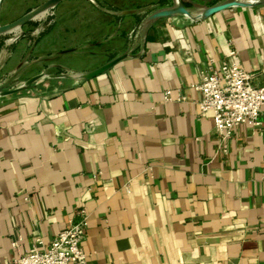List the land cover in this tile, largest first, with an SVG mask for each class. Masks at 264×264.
<instances>
[{
	"label": "crops",
	"instance_id": "crops-1",
	"mask_svg": "<svg viewBox=\"0 0 264 264\" xmlns=\"http://www.w3.org/2000/svg\"><path fill=\"white\" fill-rule=\"evenodd\" d=\"M113 10L70 32V72L0 96V264L80 209L86 264H264V109L222 152L194 88L231 49L264 82V0L194 20Z\"/></svg>",
	"mask_w": 264,
	"mask_h": 264
},
{
	"label": "rangeland",
	"instance_id": "rangeland-1",
	"mask_svg": "<svg viewBox=\"0 0 264 264\" xmlns=\"http://www.w3.org/2000/svg\"><path fill=\"white\" fill-rule=\"evenodd\" d=\"M45 1L47 0H2L0 26L14 23L25 14L37 9ZM179 1L189 9L191 14L195 15L204 7L231 0H191L194 4L189 0ZM176 2L177 0H65L58 2L49 8L45 16L26 21L18 31L0 33V93L18 87L26 88L28 85H25V82L33 76L39 75L38 79H40L43 76L52 77L70 72V68L66 67L70 61L69 55L72 53L70 50L84 49L85 44H81L80 41L71 44L69 34L72 30L78 33L82 30L85 32L87 28L85 20H90L94 16L102 18L105 11L115 10L117 7L125 12L134 10L148 19L159 10L174 7ZM63 49L67 52H63ZM33 73L36 74L32 75Z\"/></svg>",
	"mask_w": 264,
	"mask_h": 264
},
{
	"label": "built area",
	"instance_id": "built-area-1",
	"mask_svg": "<svg viewBox=\"0 0 264 264\" xmlns=\"http://www.w3.org/2000/svg\"><path fill=\"white\" fill-rule=\"evenodd\" d=\"M194 88L200 93V112H210L219 148L227 152L234 128L241 124L257 127L264 109V82L257 83V72L243 67L234 49L220 65L201 71ZM169 90L164 99L170 100ZM184 99L183 96L178 98ZM78 219L70 222L48 242L37 238L26 254L13 260L14 264H86L82 242L87 225L86 212L78 211ZM14 247L17 242H13Z\"/></svg>",
	"mask_w": 264,
	"mask_h": 264
},
{
	"label": "water",
	"instance_id": "water-1",
	"mask_svg": "<svg viewBox=\"0 0 264 264\" xmlns=\"http://www.w3.org/2000/svg\"><path fill=\"white\" fill-rule=\"evenodd\" d=\"M1 1H0V3H1ZM59 1H61V0H47L41 6H39L38 8H44V9L51 8V7L55 6V4H57ZM257 1L258 0L254 1V2H248L246 0H231V1L224 2V3H219V4L212 5V6L204 7L202 9H200V11L198 13L193 15L189 11V9H187L179 0H177V2H176L174 7H170V8H166V9H162V10L157 11V12L153 13L152 15H150L148 17V20L156 19V18H159V17L172 16V15H184V16L194 20V19L205 18V17L211 16V15L217 13V12H220L222 10H225V9H228V8H232V7H248V6H252L255 3H257ZM189 2L194 4V2L191 1V0H189ZM35 10L25 14L24 16L19 18L14 23L6 24V25H3V26L14 25L15 23L20 22V21H21L20 22V26H21L26 21L35 19L32 16H30ZM121 58H122V56H119V57H117L115 59H112L111 61L103 64L102 66H100V67H98V68H96V69L84 74V77L92 78V77H95V76L103 73L108 68L112 67L115 63H117ZM39 77H40L39 75L31 77L30 79H28L25 82V85L31 84L32 82L37 80ZM21 88L22 87H18V88L12 89V90H8V91L0 93V95L11 94V93H13L15 91L20 90Z\"/></svg>",
	"mask_w": 264,
	"mask_h": 264
},
{
	"label": "bare ground",
	"instance_id": "bare-ground-1",
	"mask_svg": "<svg viewBox=\"0 0 264 264\" xmlns=\"http://www.w3.org/2000/svg\"><path fill=\"white\" fill-rule=\"evenodd\" d=\"M1 1V0H0ZM256 1V0H255ZM254 2V1H250ZM49 8L44 9V8H38L36 9L30 16L33 18H41L45 16L48 13ZM199 12V11H198ZM21 22V21H20ZM20 22L15 23L14 25H9V26H0V33H6V32H14L18 31L20 29Z\"/></svg>",
	"mask_w": 264,
	"mask_h": 264
}]
</instances>
